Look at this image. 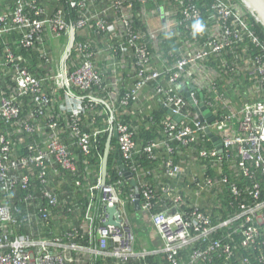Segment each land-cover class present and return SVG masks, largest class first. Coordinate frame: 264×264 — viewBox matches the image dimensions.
I'll return each mask as SVG.
<instances>
[{"label": "built area", "instance_id": "2783aa9c", "mask_svg": "<svg viewBox=\"0 0 264 264\" xmlns=\"http://www.w3.org/2000/svg\"><path fill=\"white\" fill-rule=\"evenodd\" d=\"M3 5L0 37L14 36V46L24 51L36 49L42 70L30 73L12 47L3 49L0 264H68L57 247L91 244L95 249L84 263L164 254L180 264L178 255L187 251V264H264V41L242 0H5ZM67 8L76 11L74 21ZM117 72H123V83L105 79ZM53 105L57 114L71 116L70 132L82 156H89L103 132L110 149L115 131L112 181L101 185V156L94 182L83 188L79 158L58 139L57 129L64 127L51 119L44 123L42 145L35 141L38 123ZM98 105L104 114L99 123L86 116ZM120 107L137 125L116 120ZM141 127L156 137L137 141ZM141 155L156 166L135 163ZM118 159L136 182L128 193ZM55 165L77 173L74 193L89 194L78 222L82 227L73 226L75 234L88 237L86 245L65 246L68 233L34 239L12 230L32 213L45 223L58 218L47 206L29 204L34 210L22 215L10 203L18 188H29L34 177L44 181ZM136 189L138 210L148 213L162 239L149 251L136 249L130 220ZM43 194L49 205H57L54 192ZM112 206L118 226L107 223Z\"/></svg>", "mask_w": 264, "mask_h": 264}, {"label": "trees", "instance_id": "16d2710c", "mask_svg": "<svg viewBox=\"0 0 264 264\" xmlns=\"http://www.w3.org/2000/svg\"><path fill=\"white\" fill-rule=\"evenodd\" d=\"M206 3H209L210 0H205ZM201 3V2H199ZM1 7V6H0ZM139 5H136L135 8L137 9ZM102 8V6L100 7ZM201 9L203 6L200 7ZM69 12V18L71 21H74L76 18V11L67 8L66 10ZM202 11H204L202 9ZM252 22V21H251ZM253 23V22H252ZM253 28L259 35L260 39L264 41V30L262 27L253 24ZM14 36H8V37H0V56H3V49L6 45H9L12 47L13 52L16 53V55L21 56L22 61H26L27 63V69L32 74H38L41 72V64L37 60L36 55V49H28V50H22L16 46H14ZM0 76L3 77V68L0 67ZM5 77H11L10 75H7ZM0 84L4 85L5 80L0 79ZM118 106V105H117ZM53 111L48 113L47 115H44L42 118V121L38 123V131L36 132L35 141L40 145H42V139L43 135L47 132V127L44 126V123L51 119L53 122H55L58 125H62L64 129H57L58 132V139L63 143L66 144L68 149L73 152L74 155L79 158V161L77 162V173L79 175H83V188L88 186V183L94 182L95 180V172H99L100 168V157L103 154V150L105 148L106 140L108 137L107 132L100 133L96 140L93 142V149L89 156H82L81 151L79 147L76 144V139L74 135L70 132V124H72V118L70 115L66 113H60L57 114V106L53 105L52 107ZM102 110V106L98 105V107L93 112L87 113V118L91 119L93 116H96L95 119L99 123L104 119V114H100L99 112ZM126 110V109H125ZM124 107L118 108V117L116 120H122L123 122L129 124L130 126L137 125L138 122L132 121L131 117L123 115ZM99 111V112H98ZM153 115L158 118L160 116V110H155L153 112ZM86 122V120H84ZM138 134H135V139L137 141H140L141 139L146 142L152 138L156 137L155 131L148 129L146 130L144 127L137 128ZM116 145V137L111 138L110 140V149L108 154V165H107V182L112 181L114 177L116 176V169L112 167V157L114 154V149ZM138 158L134 161L135 163L142 164L146 169H149L153 166H156V163L153 161H150L146 158V156H137ZM87 162V163H84ZM112 167V168H111ZM89 171V174L86 175V173ZM77 173L73 175L68 170L60 168L58 165H55L51 170L50 167L47 171V174L45 176L44 181H40L37 177H34L30 180V187L27 189H21L18 188L16 191L15 198L13 197L11 202L16 203L18 208L21 209L22 215H28L27 211L31 213L34 209L28 207L29 204H34L37 206H47L52 214V216H56L58 218H51L48 223L43 222L42 220L39 221L40 215H35V213H32L31 220L28 222H22V224L17 227L13 226L12 230L15 234L22 235L25 237H30L34 239H54L55 238V229L61 230L62 228H67L69 231L75 233L73 230V224L71 220H73L74 223H76V226H78V222L81 220L80 214L82 212L81 208H84L86 203L89 200V194L85 191H81L79 193H74L73 190L75 189L74 182L77 177ZM146 182H148L150 185H153V179L151 178V175H146L144 177ZM123 184V191L129 192L133 189V186L127 179H122ZM49 190L51 192H54L57 196V205H49L47 203V198L44 196L43 191ZM32 197V202L25 201L26 198ZM78 204L79 208L73 207L71 210L69 209L70 205ZM27 210V211H26ZM98 208L95 210L97 212ZM64 211L67 213L65 217H62L64 214ZM41 218V217H40ZM60 218L65 219V223L63 226H61L58 222ZM47 224V225H43ZM55 226H58L54 228ZM6 228H9L11 230V225H6ZM51 230V232H50ZM86 240H79V243L86 245L88 242V237L85 235ZM76 238L71 237H64L62 238V242L64 243H76ZM187 251H182L178 257L177 261L180 264H187V259L185 257ZM72 257H74V253L71 254ZM102 261L107 262V264H174L167 260V256L164 254H158V255H148L143 260H134L130 261V259L127 260H114L111 258L108 259H102ZM102 261L100 259H96L95 261L92 259H87L84 264H101ZM116 261V262H115ZM67 264V263H65Z\"/></svg>", "mask_w": 264, "mask_h": 264}, {"label": "crops", "instance_id": "0c3cea01", "mask_svg": "<svg viewBox=\"0 0 264 264\" xmlns=\"http://www.w3.org/2000/svg\"><path fill=\"white\" fill-rule=\"evenodd\" d=\"M4 1L5 0H0V6L1 7L4 6L3 5ZM122 74H123V72H121V74H119V72H117L118 77H116V78L118 79V81H120V78H121V82L123 83L126 80V78L122 77ZM124 179H126V178H124ZM138 208H139V205H138ZM138 208L131 209V211H130V220L132 221V224L135 227L136 234H137V240L135 243L136 249L138 251H140V250L141 251H149L150 249L160 247L162 244V241H161L162 239H161L159 233L157 232L156 227L151 223V221H150L151 219H150L148 213L143 214L142 212H140L138 210ZM65 214H66V212L64 211L63 215H65ZM58 223L61 226H63L64 220L59 219ZM76 223H74L72 220L73 226L76 227ZM56 227H58V226H55L54 228H56ZM78 227H82L81 222L78 225ZM54 232H55L54 234L56 236H59V235L62 236L63 234L68 233L69 235H67V237L69 236L71 238H76L77 239L76 243L80 244V245H83V244L79 243V240H86V237L79 236L75 233H71L67 228H62L61 230L55 229ZM73 243H75V242H73ZM63 244L66 246L67 243L64 242ZM94 249H95V246H93L91 244V246L89 248L86 246L85 249L83 247H81L79 249L69 248V247H65V249H64L61 247H57L55 250L64 252V255L68 259V264H84V259L86 257H88L89 255H91L90 253ZM72 253H74V257L71 256ZM99 259H100V261H102V258H99ZM101 264H107V262L102 261Z\"/></svg>", "mask_w": 264, "mask_h": 264}, {"label": "water", "instance_id": "95a60500", "mask_svg": "<svg viewBox=\"0 0 264 264\" xmlns=\"http://www.w3.org/2000/svg\"><path fill=\"white\" fill-rule=\"evenodd\" d=\"M242 1L247 6V9L254 13L256 21H258L262 25L263 30H264V0H242ZM69 37L71 39L72 33L69 34ZM69 45H70V43H69ZM113 136L116 137L115 131L113 132ZM210 136H211V138L215 139V137H212V135H210ZM109 138L110 137L107 138L105 148L103 150V156L101 159V169H100L101 185L105 184L106 177H107ZM116 154H117V146H116ZM116 164H117L118 168L120 169L121 173L123 174V176L125 178H129V182L132 185L136 186L135 180L133 178H130L131 175H130L129 171L126 169V167L124 166V164L121 162L120 159H118L116 161ZM134 198H135L134 207L138 208L139 200H138L137 189H136V193H135ZM107 212L109 214V219H108L107 223L118 226L120 219H119L118 211H117L116 207L115 206L108 207Z\"/></svg>", "mask_w": 264, "mask_h": 264}, {"label": "rangeland", "instance_id": "374dc122", "mask_svg": "<svg viewBox=\"0 0 264 264\" xmlns=\"http://www.w3.org/2000/svg\"><path fill=\"white\" fill-rule=\"evenodd\" d=\"M252 22H253V24L255 25V27H256L257 25H258V26L260 25V26L262 27V25H261L258 21H256L255 15H254V17L252 18ZM262 29H263V27H262ZM61 41H62L61 45L65 44V43H64V39H62ZM53 44L55 45V47H56V46H59V45L56 43V41H53ZM57 53H58V54L60 53V49H59V51H58ZM105 79H106V80H116V81H115L116 85H119L118 79L115 78V77H105Z\"/></svg>", "mask_w": 264, "mask_h": 264}, {"label": "clouds", "instance_id": "9594fccd", "mask_svg": "<svg viewBox=\"0 0 264 264\" xmlns=\"http://www.w3.org/2000/svg\"><path fill=\"white\" fill-rule=\"evenodd\" d=\"M253 14H254V13H253ZM113 137H114V136H113ZM116 146H117V144L115 145V149H114L115 151H116ZM102 156H103V154H102ZM121 162H122V161H121ZM115 165L117 166V164H116V163H115ZM106 178H107V177H106Z\"/></svg>", "mask_w": 264, "mask_h": 264}]
</instances>
